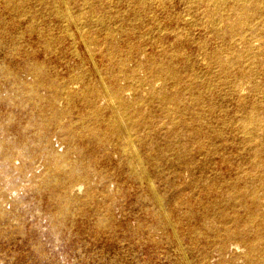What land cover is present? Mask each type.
<instances>
[{
	"label": "rangeland",
	"instance_id": "1",
	"mask_svg": "<svg viewBox=\"0 0 264 264\" xmlns=\"http://www.w3.org/2000/svg\"><path fill=\"white\" fill-rule=\"evenodd\" d=\"M181 4L180 0H165L163 4L156 0L142 7L139 32L150 34L143 41V50L126 64L128 70L136 69V74L117 81L134 112L143 105L154 111L150 138L146 127L133 132L136 143L146 140L141 149L132 148L144 159L145 176H131L124 162L131 150L122 138L115 137L95 146L98 160L84 183L66 184L59 178L60 158L42 150L12 183L0 173V264H264V242L256 252L250 250L259 229L246 224L250 211L264 218V184L258 178L248 182L243 173L249 153L241 147L236 130L238 106L264 97V73L249 75L245 59L239 58L244 70L233 84L234 96L227 94V85L219 84L210 97L202 92L207 103L197 104L192 94L200 93L202 85L195 82V74L215 68L209 54L220 42L204 24L200 16L203 9L192 12L191 17ZM129 9L124 0H0V70L10 71L0 80V125L10 115L13 118L5 125L8 131L0 135V142H21L23 134L34 139L36 130L23 128L56 112L60 125L71 127L77 138L69 140L58 127H52L48 131L50 149L57 156L68 154L72 161L91 163V139L83 118L86 107L81 100L71 102L69 97L73 92L100 91L110 85V49H119L124 55L140 36L125 31L123 17ZM87 17L106 23L99 28L90 26L84 35L83 24L78 22ZM194 18L197 23L189 24ZM226 38L229 46L241 49L238 42ZM253 45H264V33ZM171 51L177 54L175 65L185 67L184 80L192 87L184 102L188 113L198 118L199 125L212 124L221 132V137L206 131L192 137L179 127L173 134L175 145L187 146V158L200 167L198 172L178 164L171 152L163 155L161 168L153 166L162 139L171 135L166 123L175 121L178 114L171 103L162 108L159 101L151 102L152 91L163 83L147 74L145 61L161 59ZM229 58L226 53L224 60ZM257 59L262 63L264 52L258 53ZM36 64L49 73L51 81L62 85L61 94L51 107L47 104L51 91L45 87L39 89L37 106L8 105L7 99L17 95L16 85L35 84L36 70L32 67ZM110 105V97L100 93V112L114 122ZM3 147L0 145V155ZM10 161L16 167L23 164L16 158ZM157 171L160 178L155 176ZM43 175L57 176V192L66 190L72 199H83L88 189L94 196L87 203L76 204L58 223L53 219L58 200L45 189ZM250 186L255 195L247 200L243 195ZM154 194L164 198V208ZM1 211L9 216L3 217Z\"/></svg>",
	"mask_w": 264,
	"mask_h": 264
},
{
	"label": "bare ground",
	"instance_id": "2",
	"mask_svg": "<svg viewBox=\"0 0 264 264\" xmlns=\"http://www.w3.org/2000/svg\"><path fill=\"white\" fill-rule=\"evenodd\" d=\"M6 1L9 2L10 0ZM152 1L156 0H124L127 6L131 8L129 11L127 10V14L123 17L124 22L126 23L125 31L130 34L140 33L139 23L143 21V19L140 18L141 9L148 2ZM157 1L163 4L165 0ZM180 2L185 6V9H187L186 13H188L191 17L192 12L197 13L199 10L203 9L200 16L202 17L204 24L212 30L214 37L220 42V45L209 54L211 63L215 66V68L212 67L204 73L195 74V82L202 85L200 93L195 95L194 93L192 94L197 104L203 105L207 103L202 92H205L210 97L219 84L227 85V94L232 97L234 96L236 90L233 87V84L235 83L238 74H241L244 70L243 65H241L238 61L239 58L245 59L246 70L249 75L254 76L258 73H264V61L260 63L257 59L258 53L264 52V45L258 48H255L253 45V41L260 38L264 33V0H180ZM182 10L183 9H181V11ZM195 19L196 18L189 20V24H196L197 19ZM105 23L106 20L94 17H87L86 19L78 22L79 25L83 24L81 29L84 35L89 32L87 29L90 26L92 28H99L104 27ZM157 30L161 33V30L158 27ZM107 31L108 36H110L112 31L110 29ZM148 35L140 33L138 41L136 43L129 44V48L124 55H121L119 49L114 47L110 49L108 53V69L111 83L109 86L104 87L100 91L90 88L83 92H73L69 97V101L71 102L78 99L85 104L86 113L83 115V118L87 123V132L91 139L89 146L91 163L89 165H84L81 161H72L68 157V154L57 156V154L50 149L48 131L52 127H58L64 132L69 140L77 138V136L71 132V127L60 125L59 115L55 112L50 117L41 116L39 119L29 122L28 125L23 128L24 131L28 129L36 130L34 139H30L27 134H23L24 138L21 142L12 141L7 144L0 142V145L4 146L0 155V173L7 179L8 183H12L14 177L22 174V169L33 160L36 152L40 150L48 152V154L55 158H60L59 168L61 177L59 178H62L66 184L71 185L75 183H84L88 181L90 175L93 173V164H95L98 160V154L95 146L105 143L109 140V137L122 138L126 144V149L131 150L129 151L130 154L124 161L127 169L131 173V176L135 179H141L145 176L146 172L144 159L138 150L134 152L132 148L141 149L139 147H142L146 140L136 143L133 137V132L140 127H146L148 132L147 138H150L151 132L155 127V123L152 122V119L155 118L154 111L149 106L143 105L138 111L134 112L132 106L124 100L122 90L117 85V81L121 77L136 74V69L128 70L126 64L129 60L134 58L135 53L143 50L142 44L143 41L148 39ZM226 37L242 45L241 49L229 46L226 41ZM89 40H91V38ZM226 53L230 54L228 61L224 60ZM176 55V52L171 51L165 53L161 59L150 57L145 61L147 74L163 83V87L152 91L150 99L151 102L154 100L159 101L162 108L165 104L171 103L174 105L175 111L178 114V118L175 121H169L166 123L167 129L171 135H168L163 139L161 137L162 144L158 147L159 154L155 159H152V161L153 166L159 169L164 163L163 155L171 152L175 156V161L178 164H186L187 166L192 167L193 171L198 172L200 167L187 158V146L184 144L175 145L173 142V134H175V131L178 130L179 127H183L185 131L192 133V137L197 134L199 135L204 131L208 133L211 132L215 134L216 137H221V132L212 124L207 126L199 125L198 118L188 113V109L184 106V102L186 100V96L191 94L190 92L192 87L186 83V80H184L182 69L185 67L180 68L173 62V58ZM32 68L36 70L35 84L16 85L17 95L15 98L7 99L6 102L8 105L31 104L32 106H37L41 100L39 89L45 87L49 88L51 91V96L47 100L48 106L51 107L57 96L61 94L62 85L58 82L51 81L48 72L42 71L38 64ZM9 72L10 71L7 69H1L0 80L3 79ZM100 93L110 97L111 105L113 104V106L110 105V107L114 110L113 113L115 114L116 119L114 122H112L111 119L104 118L100 112V107L98 106ZM139 100L141 103V99ZM116 105L117 108L115 109ZM236 114V130L240 135L242 144L241 147L249 153L245 162L246 168H243L242 171L246 175L248 182H250L249 180L252 178H258L262 181V184H264V134L262 132L264 131V126L262 125V121L264 120V97L254 102L241 103L237 108ZM12 119L13 118L10 115L6 119L5 124L0 125V135L5 136L8 131L5 125H8ZM123 121L127 124L126 128ZM100 130H104V132L100 133ZM14 158L22 160L23 164L20 167L14 166L10 161ZM138 168L141 169L140 173H137ZM155 176L160 178V172L157 171V175ZM57 179V176L52 175H43L41 177V180L45 184V189L50 192L51 198L58 200L57 211L54 210L56 212L53 215V219L60 223L66 219L76 204L87 203L92 200L94 192L92 189H88L85 192L83 199H72L66 190L61 193L57 192L55 188ZM81 188L82 186L79 187V190H81ZM254 195L255 189L250 186L243 197L247 200H252ZM154 197L158 205L161 208H164V198L156 194H154ZM1 215L3 217L9 216V214L4 211H1ZM221 217L223 218L224 215H221ZM103 221H105V219H103ZM246 224L250 226H257L259 229V234H257L258 236L250 244L251 253H254L260 249V245L262 244L261 242H264V218L258 213L250 211L246 219Z\"/></svg>",
	"mask_w": 264,
	"mask_h": 264
}]
</instances>
